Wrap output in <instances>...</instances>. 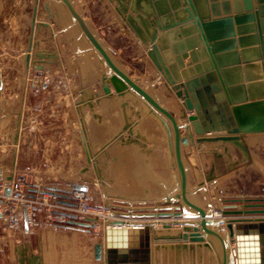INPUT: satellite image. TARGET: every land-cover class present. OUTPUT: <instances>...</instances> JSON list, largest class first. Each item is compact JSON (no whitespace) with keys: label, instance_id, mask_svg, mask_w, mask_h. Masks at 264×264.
<instances>
[{"label":"water","instance_id":"water-1","mask_svg":"<svg viewBox=\"0 0 264 264\" xmlns=\"http://www.w3.org/2000/svg\"><path fill=\"white\" fill-rule=\"evenodd\" d=\"M61 1L90 43L89 48L107 68L101 77L102 94L77 102L85 154L97 178L102 181L101 152L117 141L165 147L167 166L173 170L172 181H161L164 190L153 198L155 207L165 210L148 214L151 219L138 224L122 218L105 219L103 239L93 246L95 259L103 264H153L152 255L168 249L170 256L175 252L174 264H181V252L184 257H193L195 250L199 253L204 247L215 255L216 264H264V197L223 199L232 204L224 203L218 217L213 218L211 210L187 197L188 173L182 153L184 147L187 158L194 159L198 187L250 161L244 138L264 133V0H110L124 26L146 50L157 70L156 80L162 79L179 100L178 116L183 122L115 62L112 48L97 38L71 0ZM38 5L39 0H34L29 51L35 47V28H50L46 21L36 22ZM44 7L50 17L46 1ZM33 56L36 68H42L44 61H59L56 50L37 49ZM25 62L29 67V52ZM1 88L0 71V95ZM20 116L19 110L18 129ZM145 124L154 127L153 134L147 133ZM14 140L18 142L19 130ZM193 145L198 151H189ZM232 150L239 152L240 158L230 161ZM204 154L212 155L213 162L202 173L197 168L201 167L199 155ZM224 157L228 166L215 172L214 163ZM243 199L244 208H236L235 203ZM183 205L194 209L199 219L161 220L180 217ZM171 208L174 210H167ZM157 222L161 229L153 228ZM173 223L181 229L163 232L171 230ZM222 223L224 227H220ZM154 239L182 242L160 245L154 244ZM213 239H218L220 246Z\"/></svg>","mask_w":264,"mask_h":264},{"label":"rangeland","instance_id":"rangeland-1","mask_svg":"<svg viewBox=\"0 0 264 264\" xmlns=\"http://www.w3.org/2000/svg\"><path fill=\"white\" fill-rule=\"evenodd\" d=\"M44 1L39 0L37 15H40V21L48 22ZM49 1L53 4L54 12L59 13V17L53 15V26L56 28L53 33L58 31L65 39L64 43L56 37L55 40L44 27L38 31V45L32 48V53L37 49L56 50L59 60L50 61L42 68L34 67L31 62L29 67L25 66V55L31 52L28 50V37L33 0L1 1L0 71L3 82L0 95V195L3 193L4 196H0V202H5L9 211L16 208L17 215L27 226H30L27 223L29 214L35 218V224L39 221L53 223L47 212L48 206L30 200L33 196L44 200L45 195L47 200H52L50 195L55 192L53 185L69 180V189H83L91 206L100 208L101 211L109 210L113 218L115 216L111 201L95 202L97 194L93 190L102 188V185L95 176L93 165L87 161L82 142L83 128L76 109L79 96L87 88L98 89L99 83L96 80L90 82L92 76L89 73L95 72L94 69L107 73V68L98 60V55H93L95 53L89 48L87 39L85 40L63 2ZM71 1L97 34V38L112 48L115 62L147 88H152L156 93L161 92L159 87L163 86V80H155L157 70L148 59L143 45L124 26L116 13L115 3L110 0ZM86 64L89 65L90 72L85 71ZM147 78L150 84H147ZM21 98H24L22 104ZM169 105L173 110H178L174 100ZM19 110L24 114L23 128L27 130V134L24 140L16 143L14 136L18 131L16 122ZM48 126L50 130L42 129ZM255 138L259 140L258 152L264 165V133L255 135ZM250 176V180L241 183V189L244 187L246 191L264 193L263 173L254 169ZM12 180L20 181L22 193L31 198L21 201L10 197ZM256 181L260 184H255ZM219 184L223 186L220 182ZM212 185L205 184L203 189L207 192L210 189L211 193H215ZM222 191L219 192L221 195ZM65 192L67 190L62 193ZM60 197L62 196L58 198ZM213 197L216 198L215 195ZM79 219L81 216L76 214L68 217L70 221L87 223L92 234L100 236L105 220H101L98 215ZM0 220L6 226L4 219L0 217Z\"/></svg>","mask_w":264,"mask_h":264},{"label":"crops","instance_id":"crops-1","mask_svg":"<svg viewBox=\"0 0 264 264\" xmlns=\"http://www.w3.org/2000/svg\"><path fill=\"white\" fill-rule=\"evenodd\" d=\"M0 0V13H2L3 3ZM46 1V0H45ZM51 3L49 0H47ZM242 4V2L240 1ZM34 0L32 4L33 11ZM54 11L51 8V12ZM38 12V11H37ZM40 15L36 16V21L41 20ZM32 18V13H31ZM31 18H30V27H31ZM52 30H56L53 26V20H48ZM43 28L40 27L38 30H35L34 42L38 45L39 39L37 38L40 32L38 31ZM49 35L52 36L51 31ZM30 37V34H29ZM28 37V38H29ZM54 38V35L52 36ZM59 51V50H58ZM88 57V56H87ZM99 58V57H98ZM100 61V59H99ZM30 62H33V59H30ZM46 65V64H44ZM104 65V64H103ZM26 66V62H25ZM87 66V69L89 65ZM84 67V66H83ZM106 68V67H105ZM85 70L88 72V70ZM156 71V70H155ZM93 80L95 77L99 79L98 89L93 90L92 88H87L83 92V99L87 100L90 97H97V94L101 95V75L104 72H100L95 69ZM153 72V71H152ZM153 74V73H150ZM153 76V75H152ZM2 78V76H1ZM151 78V77H150ZM157 79V78H156ZM155 79V80H156ZM90 80V82H92ZM147 80V84L150 82ZM3 82V78H2ZM137 82L143 86L147 91L153 95V97L162 105L174 113L178 122H183V119L179 118L178 114L181 111L179 105V100L174 96V94L169 91L167 88L161 85L159 89H162L161 92L156 93L152 88H147L144 83L137 80ZM155 82V81H154ZM90 85V84H89ZM164 87V88H163ZM113 91V88H111ZM164 90V92H163ZM169 94L167 93V91ZM154 91V92H152ZM114 92V91H113ZM167 93V94H166ZM175 101L178 105V110H173L169 103ZM24 98H21V104L23 103ZM22 106V105H21ZM20 106V108H21ZM99 109V106H96V110ZM134 118V117H133ZM21 123L22 126L19 130V141L24 140L27 134V130L23 128L24 123V114L21 112ZM110 121L105 119V123L108 124ZM145 128L148 130L147 133L153 134V126L151 124H145ZM22 128V129H21ZM44 130H50L48 126L43 127ZM263 134V133H262ZM255 135L260 134H248L244 141L248 147L250 153V161L238 166L235 169H232L229 172L219 175L215 178L212 187H214L215 193L205 191L203 187L197 186L195 181V176L193 174V166L195 162L191 161L185 155V148L183 147V161L187 166L188 173V192L187 197L193 203L198 206L209 209L213 212V218H217L218 211L225 204H232L230 201H224L223 198H233L237 196L244 197H264V193L246 191L244 187L241 189V183L250 180V173L254 169H259L264 175V165L261 161V154L259 151V140L255 138ZM141 146L138 143H128L124 144L121 141L108 146L101 152L100 155V165L102 167V184L96 176L95 169L94 173L102 185V188H96L93 190V193H96L97 203L101 202H112L111 207L114 211V216L117 218H123L128 220L131 224H137L138 222H146L150 220V217H146L148 214L155 212H160L165 209L163 207H155L156 202L153 198H156L161 195L164 187L161 185V181L169 183L172 181L170 174L173 172L172 169H169L167 166V160L165 157V147L158 148L153 147L150 142L141 143ZM219 151L222 149L219 148ZM189 151H198L196 146H190ZM201 167L197 168L200 172H204V169L209 170L212 166L213 156L204 154L199 155ZM231 160H237L240 158L239 152H234L230 156ZM227 157L221 158L218 164L216 165L215 172L219 171L221 168L228 166ZM219 165V166H218ZM219 167V168H218ZM223 184L221 186L219 184ZM255 184H260L259 181H256ZM71 186L69 180L63 182L62 184L55 183L53 188L55 193L62 194L63 191H66ZM58 189V191H57ZM223 190V191H222ZM222 191L221 193H219ZM218 194H217V193ZM216 196V198L213 197ZM59 197L60 195H55ZM236 204V208H244L245 200H241ZM165 206V205H159ZM173 211L174 209H167ZM182 215L176 218H163L161 220H198L199 217L194 216L196 214L195 210L190 208L187 205H183L180 209ZM225 223H222L220 227H224ZM213 228H216L214 225ZM154 229H161L162 224L157 222L153 226ZM171 230H166L163 232L174 233L177 230L181 229L179 224H171ZM247 230H250L247 228ZM152 234L151 232L149 233ZM103 239V230L100 236H94L92 231L89 229V225L84 222H77L75 220H68L66 222H37L34 226H27L23 221L16 229H8L5 224L0 220V264H103L102 260H96L94 257L93 246L97 241L101 242ZM214 244L218 247L219 240L213 239ZM154 244H166L169 242H182L181 239L169 240V239H159L153 240ZM196 244V243H195ZM235 243H231V247H234ZM168 249L165 251L159 250L154 255H152L153 264H170V261L175 262V252L171 253ZM181 264H216V257L211 253L210 249L201 248L199 253L195 250L193 257L189 254H186L185 257L181 252ZM200 255V258H199ZM171 257V260H170ZM193 258V259H192Z\"/></svg>","mask_w":264,"mask_h":264},{"label":"built area","instance_id":"built-area-1","mask_svg":"<svg viewBox=\"0 0 264 264\" xmlns=\"http://www.w3.org/2000/svg\"><path fill=\"white\" fill-rule=\"evenodd\" d=\"M22 185L18 180L10 181V197L15 200L23 201L24 198L30 199L29 195L22 193ZM54 195V194H53ZM52 197V200H47L46 195L44 196V200H41L40 197H34L30 201H35L39 203H43L48 206V213L50 219L54 222H66L68 217L72 216V214H76L83 216L86 218L96 217L97 215L101 220L112 219V214L109 210L101 211L100 208L93 207L88 202V197L83 189H68L67 192L60 194V198L55 195ZM1 197L4 196L2 193ZM5 202H0V217L4 219L6 222V227L8 229H16L21 223V218L16 213V208L13 211H9L5 204ZM40 211V210H39ZM80 218V217H79ZM79 219V220H81ZM35 218L29 214L27 223L31 226L35 224Z\"/></svg>","mask_w":264,"mask_h":264},{"label":"bare ground","instance_id":"bare-ground-1","mask_svg":"<svg viewBox=\"0 0 264 264\" xmlns=\"http://www.w3.org/2000/svg\"><path fill=\"white\" fill-rule=\"evenodd\" d=\"M47 3H48V7H49V11H50V14H51V16L49 17L48 16V14H47V12H46V15H47V17H48V19L49 20H52L53 19V15L55 16V17H59V13H56V12H54V11H52L51 12V8L53 9V4H51V3H49L48 1H46ZM72 2V1H71ZM73 3V2H72ZM74 6V5H73ZM75 7V6H74ZM76 8V7H75ZM44 9H45V7H44ZM76 10H77V8H76ZM78 11V10H77ZM84 19V18H83ZM40 21V20H39ZM39 21H36V22H39ZM49 23V22H48ZM89 25V24H88ZM49 26H50V24H49ZM40 28V26L38 27V28H35V30H38ZM91 28V27H90ZM49 30H51V34H52V36H53V34H54V39L55 40H57L56 38H58V40L60 41V40H63V43H64V39H65V37L62 35V34H59V32L58 31H56L55 33H53V30H52V28H51V26H50V28H48ZM34 30V31H35ZM95 33V32H94ZM96 34V33H95ZM34 36H35V34H34ZM96 36H97V34H96ZM56 37V38H55ZM33 39H34V37H33ZM86 40V39H85ZM86 41H88V40H86ZM101 41V40H100ZM34 42V41H33ZM83 42H84V40H83ZM102 42V41H101ZM85 43H87V42H85ZM89 43V42H88ZM103 43V42H102ZM104 44V43H103ZM34 45H36V42L34 43ZM89 45H90V43H89ZM105 45V44H104ZM106 46V45H105ZM108 47V46H107ZM46 50V49H45ZM50 51V50H49ZM78 53H79V50H78ZM93 53H95V54H93V55H98L95 51H93ZM92 54V53H91ZM33 59V62L34 61H36V59L35 58H33V53H32V51L30 52V59ZM97 60V59H96ZM99 60V59H98ZM61 61V60H60ZM48 64V62H46V61H44L42 64L44 65V64ZM95 64H96V62H94ZM99 65V64H98ZM96 67H98V66H96ZM95 70V69H94ZM88 72H90V69H89V71ZM93 72L94 71H92V72H90L89 73V75H91L90 77H91V79L93 78ZM95 73V72H94ZM99 77V76H98ZM98 77H95L93 80H98L99 78ZM100 77H102V75L100 76ZM91 79H89V80H91ZM93 80H91V81H93ZM81 96H83V93L81 94ZM81 96H79V98H78V100H77V102L80 100V97ZM81 98H83V97H81ZM76 109H77V105H76ZM78 111V110H77ZM78 120H79V122H80V124H81V116H80V114H79V118H78ZM81 127H82V125H81ZM190 160H191V162H193L194 161V159L193 158H190ZM217 215H218V213H217ZM113 218H116V217H113ZM123 219V218H122ZM125 221H128V220H125ZM129 222V221H128ZM139 223V222H138ZM137 223V224H138ZM133 224V223H132Z\"/></svg>","mask_w":264,"mask_h":264}]
</instances>
